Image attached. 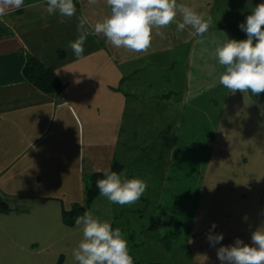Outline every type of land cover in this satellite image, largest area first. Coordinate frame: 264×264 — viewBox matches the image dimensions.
Segmentation results:
<instances>
[{
	"label": "crops",
	"instance_id": "0c3cea01",
	"mask_svg": "<svg viewBox=\"0 0 264 264\" xmlns=\"http://www.w3.org/2000/svg\"><path fill=\"white\" fill-rule=\"evenodd\" d=\"M177 2L210 16L209 30L203 36L191 27L177 32L174 21L161 29L164 38L154 34L146 54L115 48L102 34L87 37L80 59L67 47L79 35L80 16L95 23L110 15L106 0L95 6L74 0L76 14L63 23L58 14H47L46 0H24L23 7L0 16V199L9 208L0 212V264H64L58 259L65 254V246L73 257L74 241L78 244L83 239L82 226H65L63 210L84 203L87 176L103 173L97 169H111L129 106L125 79L130 75L139 82L145 67L158 61L155 57L187 46L185 99L199 98L195 94L202 93L203 86L224 91L220 100L241 111L231 118L222 115L220 120L232 122L236 131L246 127L251 132L257 125L251 119L254 115L264 119V93L223 90L218 78L225 67L205 63L209 59L211 65L216 64L215 49L227 39H247L239 25L264 0ZM29 57L55 74L62 85L60 92L42 93L25 78L23 69ZM143 85L136 83V87ZM210 102L218 103L215 94ZM191 117L189 112L187 119ZM257 132L250 135L252 144L242 154L245 158L240 165L200 168L198 208L189 225L181 223L179 232L185 242L186 264H221L219 247L233 245L237 238L251 244L252 233L264 227V133ZM169 136L170 141L176 139L174 133ZM172 150L164 153L170 156ZM167 167L162 177L158 173L157 182L170 180ZM86 211L114 223L115 203L100 193ZM210 231L223 234V240L212 246L207 239ZM43 243L49 246L45 253L40 247ZM158 249L165 253L161 246Z\"/></svg>",
	"mask_w": 264,
	"mask_h": 264
},
{
	"label": "rangeland",
	"instance_id": "374dc122",
	"mask_svg": "<svg viewBox=\"0 0 264 264\" xmlns=\"http://www.w3.org/2000/svg\"><path fill=\"white\" fill-rule=\"evenodd\" d=\"M187 52V46H177L173 52L155 57L158 61L146 66L138 76L143 86L136 87L139 82L133 76L125 79L129 106L115 165L118 174L123 173L128 179L139 178L147 188L135 204L115 203L114 229H121L129 254L142 264H186L185 242L182 235L177 236L175 224L189 225L198 208L197 187L203 179L200 168L240 165L245 158L242 154L252 144L250 135L255 131L264 133V119L257 115L252 114L257 125L251 132L246 127L236 131L238 128L232 122L221 121L222 115L231 118V114L241 110L226 107L227 103L220 100L225 92L220 89L214 92L203 86L202 93L196 91L195 98H199L185 99L182 88ZM205 61L207 67H219L218 61L213 65L209 59ZM214 94L218 100L215 106L210 104ZM189 112L193 117L187 119ZM170 133H174L175 140L170 141ZM172 148L171 155H166ZM167 166L171 170L170 180L157 182L158 173L162 177ZM199 175L201 179H197ZM152 185L158 188L151 189ZM75 243L76 240L74 246L78 247L79 243ZM159 246L165 253L159 251ZM40 247L45 253L49 246L43 243ZM64 251L58 260L74 263L66 246Z\"/></svg>",
	"mask_w": 264,
	"mask_h": 264
},
{
	"label": "clouds",
	"instance_id": "9594fccd",
	"mask_svg": "<svg viewBox=\"0 0 264 264\" xmlns=\"http://www.w3.org/2000/svg\"><path fill=\"white\" fill-rule=\"evenodd\" d=\"M98 2L87 0L90 6ZM46 3L47 14H58L61 23L76 14L74 0H46ZM106 4L111 12L103 21L91 23L87 17L78 18L79 35L67 45L77 59L83 57L84 44L89 35L102 34L115 48L146 54L154 34L164 38L161 29L174 21L177 32L191 27L199 36H203L212 23L210 16L197 13L177 0H106ZM23 6L24 0H0V16ZM239 27L246 33L247 39H227L215 49L218 63L225 67L218 81L232 94L237 90L242 93L250 90L253 95H258L264 93V3L256 5ZM97 171H103V178L96 181V187L100 195L110 202L121 206L135 204L146 191V182L139 178L128 179L123 173L118 174L111 169ZM75 223L82 226L83 231V239L73 249V257L78 264H133L121 229H113L109 222L101 221L90 211L77 217ZM211 228L215 229L216 224L213 223ZM207 239L215 246L223 240V234L214 235L210 231ZM217 257L221 264H264V227L252 233L251 244L237 238L233 245L219 247Z\"/></svg>",
	"mask_w": 264,
	"mask_h": 264
},
{
	"label": "trees",
	"instance_id": "16d2710c",
	"mask_svg": "<svg viewBox=\"0 0 264 264\" xmlns=\"http://www.w3.org/2000/svg\"><path fill=\"white\" fill-rule=\"evenodd\" d=\"M23 74L25 78L32 83L42 93L50 94L60 92L62 89L61 83L58 81L55 74L46 68L39 60L34 57H29L25 63ZM115 165V161L112 164L111 170L118 173V168ZM103 178V173H92L87 176L85 180V200L82 205H73L68 210H63L62 219L63 223L67 227H74L76 225L75 220L77 217L82 216L87 210L90 203L99 195V189L96 187V181ZM8 206L0 199V212H7ZM180 223V222H179ZM114 229V223L111 224ZM175 226L178 229V235L181 225L176 223ZM165 240V239H163ZM133 264H142L136 258H133Z\"/></svg>",
	"mask_w": 264,
	"mask_h": 264
}]
</instances>
